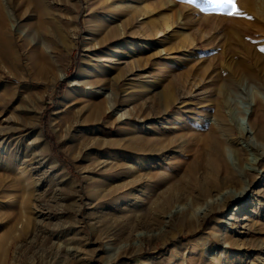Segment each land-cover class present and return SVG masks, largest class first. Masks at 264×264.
<instances>
[{"label":"rangeland","instance_id":"1","mask_svg":"<svg viewBox=\"0 0 264 264\" xmlns=\"http://www.w3.org/2000/svg\"><path fill=\"white\" fill-rule=\"evenodd\" d=\"M0 1L21 47L17 66L0 51V110L16 128L9 153L0 146V264H222L211 256L228 249L229 264H263L264 76L219 75L242 57L224 53L225 31H254L245 41L264 46V0ZM154 99L169 120L145 116ZM98 103L111 106L99 121ZM155 128L173 138L180 172L191 161L182 137L199 168V139L219 142L226 159L211 161L233 169L236 187L213 205L186 193L160 221L139 222L117 141ZM235 238L244 248L228 247Z\"/></svg>","mask_w":264,"mask_h":264},{"label":"bare ground","instance_id":"2","mask_svg":"<svg viewBox=\"0 0 264 264\" xmlns=\"http://www.w3.org/2000/svg\"><path fill=\"white\" fill-rule=\"evenodd\" d=\"M5 15V7L0 1V51L2 52L1 62H3V64L7 63L11 64L12 66H17L21 63V58L18 55V52L21 47H19V45L16 43L13 30L11 26H8V22L6 21L7 18L5 17ZM234 24H238V18H235ZM260 27L262 29L257 32L264 34L263 27ZM237 28L238 27H233V29H235L236 31H231V29H229L223 33V36L227 37L225 38V41L230 44V47L225 50L224 53L231 49L235 55H242L239 60L235 61L236 64H234L232 70L233 75H227L224 73V71H221L220 75L218 74L221 81L226 85L229 80L232 81L234 78H236L237 80L239 77L241 78L247 76L254 80H257L264 76V51H262V49H264L263 44L255 43L256 40L254 42V39L250 40L252 43L249 42V40L246 42L244 38L245 35H257L256 32H251L244 29L243 31H239ZM262 40H264V38ZM240 46L242 47V49L238 50V47ZM221 66H224V64H222ZM80 74H84V71L81 70ZM63 75L64 74H62L59 78H62ZM227 76L230 77L228 78ZM74 84H76V82H74ZM172 94L171 92L165 94V101L168 104L169 108L173 107L171 106L172 101L170 100V98H172L173 96ZM147 101L144 102V106H142L143 108H146L147 111V115L145 116L159 117L169 120L170 117H166L168 115V108H162V101L160 99H154L152 100V103H148L149 101ZM110 108L111 106L105 108L102 103H98L94 105L92 115H97V121H99L103 117L104 113H106ZM1 115H4L6 117L2 122L3 124L0 125V146L3 147L4 153H9V145L11 143L10 140L12 132H14V129L16 128L13 127L11 124L13 119L12 115H8L4 112V110H0V116ZM216 115L218 118L219 116H222L219 109L216 112ZM215 125L217 126V124ZM210 126H212V124ZM216 126H212L211 129H213L215 132H219V130H217L218 127ZM33 127L35 131L37 126L33 125ZM166 132V128H155L149 131V133L151 134L146 132L147 134L143 135L137 131L134 135H132V137H130V140L128 142L121 143V141H117V144H119L120 147L119 153L124 157V162L121 165H126V169H129V173H131L132 177L131 184L132 186L136 185L135 191L140 192L132 205V209H134L132 210V213H135L136 219L139 222H141L142 219L147 220L150 218H152L154 222L160 221L164 218L165 215L167 216V214H165L167 209L166 207H168V205L175 206L176 202H180L184 199V195L186 193L193 194L194 203H201V201H207L208 203H212L213 205V203L215 204V202L212 198L217 196L218 193L220 194L222 191L223 194H228V191H231L229 189L236 187L235 182L232 181V179L235 180L233 178V169L231 168V170L228 166L223 169L222 167L217 166L218 163L211 161V158L213 156H215L219 160L222 159L225 161L226 159V152L219 142L212 143L210 142V139L208 137H203L199 139V142L197 141L201 145V151H199L198 153L199 157L201 158L204 156L207 162L205 168H199L198 166L194 165L198 161L196 159V156H198L197 151L184 148V145L187 144V140L181 136L182 138H180L182 139V142L179 145V147H181V151H179V153H185L183 156V160L188 159L191 161L190 164H188V167L180 172L177 165L181 161L173 163L174 161H172L168 156L173 152H178V150L172 149V146L174 144L173 138L167 136ZM183 135L186 137V134ZM34 138L43 140V134L39 131L37 136H35ZM106 162L107 161H105V164ZM166 163L168 166H170L169 169H166ZM201 168L202 171L200 170ZM123 171L125 170L123 169ZM158 178L164 180V182L159 186L156 184V179L158 180ZM253 182V180L249 181L250 184ZM147 185L149 186L147 187ZM230 197L231 194L228 196V198ZM187 208V206H183L182 209L186 210ZM197 212H194V216L198 218L197 220H201V217L206 218L208 216L210 209L204 211L199 216L197 215ZM172 217L173 216L170 215V220L168 223L169 225L174 222ZM260 246L262 247L261 244H259L257 247L259 248ZM228 247L236 248L243 246L235 238L229 240ZM253 248H255V246ZM260 250H262L263 253L261 254H263V256H259V258L261 263L264 264V261L261 260V258L264 259V247H262ZM231 253L232 252H230L229 249L224 256H222L221 254L215 255L214 253L213 256H211V259H221L222 264H229L230 259L232 257ZM239 260L240 258L238 259V261ZM238 261L235 262V264L238 263Z\"/></svg>","mask_w":264,"mask_h":264},{"label":"snow or ice","instance_id":"3","mask_svg":"<svg viewBox=\"0 0 264 264\" xmlns=\"http://www.w3.org/2000/svg\"><path fill=\"white\" fill-rule=\"evenodd\" d=\"M229 2H230V3H232V2H233V0H229ZM233 6H234V5H233ZM262 51H264V49H262Z\"/></svg>","mask_w":264,"mask_h":264}]
</instances>
